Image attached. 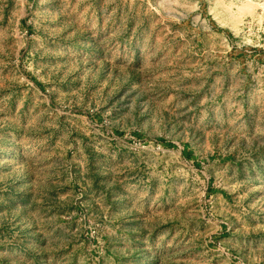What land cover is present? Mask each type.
I'll list each match as a JSON object with an SVG mask.
<instances>
[{
    "label": "rangeland",
    "instance_id": "obj_1",
    "mask_svg": "<svg viewBox=\"0 0 264 264\" xmlns=\"http://www.w3.org/2000/svg\"><path fill=\"white\" fill-rule=\"evenodd\" d=\"M0 264H264V0H0Z\"/></svg>",
    "mask_w": 264,
    "mask_h": 264
}]
</instances>
